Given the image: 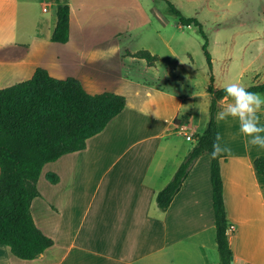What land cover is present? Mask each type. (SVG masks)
I'll use <instances>...</instances> for the list:
<instances>
[{"label":"crops","instance_id":"1","mask_svg":"<svg viewBox=\"0 0 264 264\" xmlns=\"http://www.w3.org/2000/svg\"><path fill=\"white\" fill-rule=\"evenodd\" d=\"M34 2L47 13L50 4L44 0H0V37L19 30L20 15L29 14ZM68 4L66 43L51 41L57 17L48 30L41 25L26 39L13 33L18 39L0 41V89L27 81L43 68L56 79L76 78L89 94L123 95L126 104L83 150L42 168L30 212L52 245L32 260L19 259L0 245V264H219L207 154L193 163L166 210L156 203L157 193L193 146L168 132L161 113L174 109L173 123L184 117L180 126L195 114L203 122L209 116V94L197 104L194 94L176 95L161 83L157 48L163 44L171 57L176 54L159 30L149 33L140 49H130L134 30L149 28L141 0ZM136 15L144 17L141 23ZM139 50L157 55V62L149 66L135 57ZM187 57L190 74L195 61ZM129 60L139 63L146 75L132 77L129 65L123 64ZM230 102L228 97L219 100L215 118L221 145L231 149L222 154L220 168L233 264H264V175L254 169L264 149L247 146L236 120L218 118ZM259 115L264 124V110ZM50 174L56 183L49 181Z\"/></svg>","mask_w":264,"mask_h":264},{"label":"trees","instance_id":"2","mask_svg":"<svg viewBox=\"0 0 264 264\" xmlns=\"http://www.w3.org/2000/svg\"><path fill=\"white\" fill-rule=\"evenodd\" d=\"M55 1L57 22L51 41L66 43L70 7L68 0ZM168 5L182 26L194 24L198 27L203 40L201 49L209 68L206 91L210 95V105L204 129L195 135L190 152L156 195L161 210L170 205L193 163L203 154L209 156L212 144L219 136L215 118L218 102L226 97L223 88L214 85L212 58L202 26L195 18L182 16L171 3ZM20 47L26 49V45ZM134 56L144 59L149 66L158 60L157 55L147 50H139ZM247 88L264 93V82ZM125 104L123 95L112 92L89 94L76 78L56 79L43 68H37L27 81L0 89V245L6 246L13 256L32 260L53 243L35 225L30 212L31 202L39 194L36 184L44 165L83 150L86 141L120 114ZM183 118L175 119L174 123L183 124ZM222 158L223 155L215 159L210 157V183L219 264H231L233 253L223 194ZM254 169L264 175V156L254 160ZM48 179L51 183L57 182L53 174L48 175Z\"/></svg>","mask_w":264,"mask_h":264},{"label":"rangeland","instance_id":"3","mask_svg":"<svg viewBox=\"0 0 264 264\" xmlns=\"http://www.w3.org/2000/svg\"><path fill=\"white\" fill-rule=\"evenodd\" d=\"M44 1L50 4L47 13H41L37 2H34L29 14H21L23 11H20L19 30L2 35L0 41L26 39V35L38 31L41 25L44 26V30H48L56 21L57 2ZM141 1L145 6V18L149 19L147 24L149 28L143 30V27H137L128 46L133 50L140 49L149 33L156 30L160 31L164 39L171 42L176 57H171L169 51L161 44L157 48L161 57L158 68L161 83L176 95L194 94L195 98L192 101L197 104L204 101L209 83V68L201 49L203 40L198 27L194 24L182 26L179 17L170 11L168 3L179 10L182 16L195 18L202 26L208 39L215 87L223 88L228 82H240L245 87L264 82V0ZM136 17V22L144 19L143 16ZM36 21L40 22L37 27ZM21 29L28 31L24 34L21 33ZM13 33L18 38L12 37ZM187 54L195 61L190 74L185 70V66L189 65ZM123 64L129 65L128 72L136 79L146 75L143 67L133 60ZM243 70L244 74H241ZM207 98L210 100L209 95ZM174 111L168 109L161 113V117L167 120L168 132L175 131L178 140H186L187 144L192 146L194 144L192 134L195 133L193 128L196 129V134L201 133L208 116L207 120L203 118L202 122L200 114H195L186 126H176L172 120Z\"/></svg>","mask_w":264,"mask_h":264},{"label":"clouds","instance_id":"4","mask_svg":"<svg viewBox=\"0 0 264 264\" xmlns=\"http://www.w3.org/2000/svg\"><path fill=\"white\" fill-rule=\"evenodd\" d=\"M226 97L231 98L218 113L220 120L233 118L238 123V131L246 138L247 146L264 149V124H261L260 113L264 110V93L249 91L240 82H228L223 86ZM231 149L221 145L220 137L217 136L212 144L209 156L212 159L230 153ZM227 232V229H226Z\"/></svg>","mask_w":264,"mask_h":264},{"label":"water","instance_id":"5","mask_svg":"<svg viewBox=\"0 0 264 264\" xmlns=\"http://www.w3.org/2000/svg\"><path fill=\"white\" fill-rule=\"evenodd\" d=\"M231 264H233V257L231 258Z\"/></svg>","mask_w":264,"mask_h":264},{"label":"built area","instance_id":"6","mask_svg":"<svg viewBox=\"0 0 264 264\" xmlns=\"http://www.w3.org/2000/svg\"><path fill=\"white\" fill-rule=\"evenodd\" d=\"M180 125H182V124H180ZM180 125H178V126H180Z\"/></svg>","mask_w":264,"mask_h":264}]
</instances>
